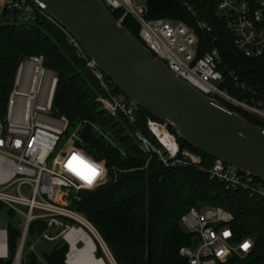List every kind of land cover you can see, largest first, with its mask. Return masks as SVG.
I'll return each mask as SVG.
<instances>
[{"label": "trees", "instance_id": "16d2710c", "mask_svg": "<svg viewBox=\"0 0 264 264\" xmlns=\"http://www.w3.org/2000/svg\"><path fill=\"white\" fill-rule=\"evenodd\" d=\"M218 3V0H148L146 17L185 23L198 36L200 55L217 49L221 58L219 69L226 78L223 88L231 95L240 100L264 96V58H247L237 49L234 36L220 16ZM121 15V11L114 12L117 19ZM1 18L0 118L6 115L19 66L30 57L43 56L45 67L55 72L58 79L52 113L65 123L63 141L79 128L80 141L75 147L87 155L71 151L67 159L61 160L64 170L87 188L91 185L68 167L74 155L85 165L94 167L99 178L104 179L105 175L102 163L107 170L106 182L96 189L81 191L80 200L74 201L70 209L95 228L116 264H189L180 250L192 245L193 236L183 226L182 218L192 208L217 207L233 214L236 240L251 238L255 242L249 256L244 259L233 256L225 264H264L263 199L255 200L243 190H228L220 181L211 180L206 170L216 160L179 139L172 128L168 129L181 151L198 155L200 166L185 165L186 158L180 155L181 164L166 167L156 152H145L137 134L168 157L148 127L149 120L158 121L138 109L137 122L131 124L121 112L113 116L104 109L98 99L110 96L88 67L90 59L85 53V58L81 57L70 43V35L55 20L52 22L38 13L34 21H25L24 12L19 10H5ZM199 23H206L212 33L201 31ZM123 25L140 40L139 26L133 18H125ZM235 78L249 90L237 88ZM105 80L114 95H122L107 77ZM219 101L264 128L261 120L225 100ZM71 196V192L66 194V198ZM5 208L0 202V212ZM9 215L15 217L11 210ZM67 221L81 227L73 220ZM46 229L47 222L37 220L30 225L29 237L35 240ZM22 234L23 229L8 224L10 258L0 260V264L13 263ZM31 244L28 241L26 248ZM96 244V257L109 264L102 248ZM69 250V244L60 240L51 253L43 251L45 261L40 262L28 249L22 264H66Z\"/></svg>", "mask_w": 264, "mask_h": 264}, {"label": "built area", "instance_id": "2783aa9c", "mask_svg": "<svg viewBox=\"0 0 264 264\" xmlns=\"http://www.w3.org/2000/svg\"><path fill=\"white\" fill-rule=\"evenodd\" d=\"M101 1L113 14L122 12L118 19L120 23L123 24L128 16L133 18L139 26L140 41L177 77L187 81L207 96L225 100L264 122V96L240 100L224 89L226 78L219 69L221 58L218 50L213 49L200 55L198 36L185 23H172L166 19H147V4L144 5V0ZM218 1V11L224 18L228 31L234 36L237 49L247 58H264V0ZM5 10L24 12L25 21L32 22L37 14L41 13L54 22L51 17L27 0H2L0 18ZM198 27L207 34L212 33V28L206 23H199ZM63 30L68 35L67 31ZM69 39L70 43L79 50L81 57L85 58L80 45L71 36ZM44 62L43 56H35L26 59L19 66L6 115L0 118V202L15 215L25 219L19 248L12 264H22L26 255L30 225L37 220L46 221L47 229L37 238L36 244L41 241L64 240L69 244L71 252L72 244L67 239V234L76 228H86L79 218L88 221L72 211L70 206L74 201L80 200L81 191L102 186L107 176L105 170L104 179L95 186L87 188L80 180L64 170L61 160L67 159L73 150L84 152L75 147V143L80 141L79 128L63 141L65 123L60 124L49 117L53 110L58 79L55 72L45 67ZM88 67L110 96L109 99L100 98L98 102L107 105L108 111L121 112L131 124H136L138 108L122 95L112 93L105 80L106 76L91 60L88 61ZM235 82H238L237 78ZM237 88L243 91L249 90L245 85L238 83ZM56 123L59 126H56ZM155 125L164 128L174 138L175 152H172L155 134L153 129ZM148 127L163 146L168 157L165 158L163 151L156 150L146 138L137 134L145 152H156L166 167L181 164L183 161L179 159L180 155L186 158L185 165L200 166L201 158L189 151H181L176 137L164 124L149 120ZM58 150V154L52 160L53 166L50 167L49 162ZM102 165L105 169L103 163ZM55 166H58V169H55ZM206 171L211 180L220 181L226 189L243 190L255 200H264V185L255 177L218 160ZM24 186L31 189V197L22 193ZM13 188L16 189V193L10 194L8 191ZM69 192L72 196L66 198ZM21 207L26 211L24 212ZM67 220H73L81 227ZM233 223V214L221 207L202 210L192 208L183 216L182 224L193 236V241L198 239L199 242L194 250L193 242L190 247H183L180 250L181 256L187 259L189 264H225L233 256L246 258L252 253L255 242L251 238L236 240ZM92 228L95 230L93 226ZM0 232L4 234L5 245L0 252V260H8L10 252L7 223L5 228L0 221ZM96 233L98 237L96 235L94 237L104 246L100 235L97 231ZM246 241L251 242L247 251L241 247ZM80 244L78 242L76 246ZM34 247L35 244H31L29 248L31 253H35Z\"/></svg>", "mask_w": 264, "mask_h": 264}, {"label": "water", "instance_id": "95a60500", "mask_svg": "<svg viewBox=\"0 0 264 264\" xmlns=\"http://www.w3.org/2000/svg\"><path fill=\"white\" fill-rule=\"evenodd\" d=\"M27 1L62 26L128 102L199 152L264 183V128L177 77L101 0Z\"/></svg>", "mask_w": 264, "mask_h": 264}, {"label": "bare ground", "instance_id": "6f19581e", "mask_svg": "<svg viewBox=\"0 0 264 264\" xmlns=\"http://www.w3.org/2000/svg\"><path fill=\"white\" fill-rule=\"evenodd\" d=\"M154 132L159 137V139L172 151L175 152L176 145L174 142V138L161 126L155 125L154 126ZM103 179L100 177L96 180V182L89 186L90 188L98 184ZM80 219V222L85 229L91 231V234L87 232L84 228H76L72 230L69 234H67V239L72 244V251L69 254L68 257V264H106L104 259H99L96 257V249L97 244L94 235H97L96 231L92 228V226L86 222L85 220ZM4 234L0 232V252L3 251L5 245H4ZM83 243V246L81 248L76 246V243ZM108 256L110 257V260L114 263V260L110 256L109 252L107 251ZM115 264V263H114Z\"/></svg>", "mask_w": 264, "mask_h": 264}, {"label": "rangeland", "instance_id": "374dc122", "mask_svg": "<svg viewBox=\"0 0 264 264\" xmlns=\"http://www.w3.org/2000/svg\"><path fill=\"white\" fill-rule=\"evenodd\" d=\"M148 2V0H144V5H146ZM102 106L104 107V109L107 110V105H104L102 104ZM113 116H116L117 115V112H111L109 111ZM49 117L52 118V119H56L53 115V113H50L49 114ZM56 126H59L58 123L55 124ZM59 150L54 154V156L51 158L50 162H49V166L52 167V160L53 158L58 154ZM55 169H58V166H55ZM106 170V168H105ZM107 172V170H106ZM107 174V173H106ZM99 178V175L95 176L93 182L91 185H93L96 180ZM107 179V178H106ZM10 194H15L16 193V189L13 188L11 190L8 191ZM22 193L27 196V197H31V189L28 187V186H24L22 188ZM22 210L25 212L26 209L21 207ZM0 220H2L3 222L7 223V224H11L12 226L14 227H17V228H21V229H24L25 227V219L20 216V215H15V217H12L9 215V210L7 208H5L3 211L0 212ZM89 234H91L89 231H87ZM92 236V234H91ZM96 240V239H95ZM29 242H31L32 244H35V254L36 256L38 257L39 261L40 262H44L45 261V256L43 255V251L46 252V253H51L53 251V249L59 244V242H47V241H41L39 243L36 244L35 240L31 239L29 237ZM35 242V243H34ZM96 243L97 240L95 241ZM99 244V243H98ZM83 246V243H81L79 245V248H81ZM28 247L26 248V251H28ZM70 252V250H69ZM104 252V251H103ZM29 254H31V251H29ZM69 254V253H68ZM105 254V253H104ZM107 257V256H106ZM110 258V257H109ZM108 260V263L109 264H114L112 261L110 263L108 257L106 258Z\"/></svg>", "mask_w": 264, "mask_h": 264}, {"label": "snow or ice", "instance_id": "6c2138e0", "mask_svg": "<svg viewBox=\"0 0 264 264\" xmlns=\"http://www.w3.org/2000/svg\"><path fill=\"white\" fill-rule=\"evenodd\" d=\"M68 167L70 170L74 171L76 175L80 176L81 179L85 180L89 185L92 184L95 176L99 175V172L94 167L85 165L83 161L75 155L72 157V160L69 161ZM244 247L247 248L248 245H244Z\"/></svg>", "mask_w": 264, "mask_h": 264}, {"label": "clouds", "instance_id": "9594fccd", "mask_svg": "<svg viewBox=\"0 0 264 264\" xmlns=\"http://www.w3.org/2000/svg\"><path fill=\"white\" fill-rule=\"evenodd\" d=\"M244 245H248V247L245 248ZM250 246H251V242H250V241H246L241 247H242L245 251H247V250L249 249Z\"/></svg>", "mask_w": 264, "mask_h": 264}, {"label": "crops", "instance_id": "0c3cea01", "mask_svg": "<svg viewBox=\"0 0 264 264\" xmlns=\"http://www.w3.org/2000/svg\"><path fill=\"white\" fill-rule=\"evenodd\" d=\"M55 122H58V123H60V124H63V122L62 121H60V120H58V119H53ZM54 231V230H53ZM29 241V240H28ZM35 241H37V239H35ZM39 243V242H38ZM79 247V246H78Z\"/></svg>", "mask_w": 264, "mask_h": 264}]
</instances>
